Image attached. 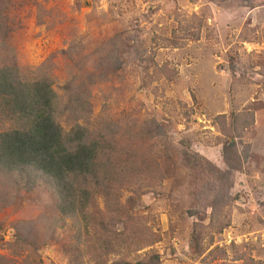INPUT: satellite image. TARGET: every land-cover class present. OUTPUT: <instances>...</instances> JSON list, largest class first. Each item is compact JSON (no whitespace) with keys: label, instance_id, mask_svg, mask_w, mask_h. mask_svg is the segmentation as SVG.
Masks as SVG:
<instances>
[{"label":"rangeland","instance_id":"1","mask_svg":"<svg viewBox=\"0 0 264 264\" xmlns=\"http://www.w3.org/2000/svg\"><path fill=\"white\" fill-rule=\"evenodd\" d=\"M3 18L0 53L49 66L64 128L79 102L108 137L162 128L135 142L155 167L123 166L108 263L264 264V0H0ZM77 235L42 183L0 189V264H93Z\"/></svg>","mask_w":264,"mask_h":264},{"label":"trees","instance_id":"2","mask_svg":"<svg viewBox=\"0 0 264 264\" xmlns=\"http://www.w3.org/2000/svg\"><path fill=\"white\" fill-rule=\"evenodd\" d=\"M5 24L3 18L1 41L7 37ZM5 61L4 53H0V189L7 191L15 184L30 188L42 183L53 193L61 217L74 220L77 242L87 248L92 263L121 264L108 263L106 256L112 247L108 235L111 218L124 217L119 195L121 186L129 181L123 166L152 162L155 167L157 149L151 146L141 150L135 142L146 141L162 128L152 121V130L140 127L137 132L127 127L128 131L121 128L120 133L108 137L104 132L107 119L97 120L98 125L105 124L98 128L88 122L89 102H79L84 106L82 116L72 115L71 124L64 128L59 122L64 111L57 110L60 99L44 70L49 66L43 63L37 71H28ZM128 134L132 135L129 146L134 153L117 143ZM145 186L139 183L133 192ZM98 200L103 201V210Z\"/></svg>","mask_w":264,"mask_h":264}]
</instances>
